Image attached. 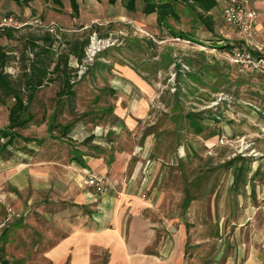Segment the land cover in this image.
I'll return each instance as SVG.
<instances>
[{
	"label": "crops",
	"instance_id": "obj_1",
	"mask_svg": "<svg viewBox=\"0 0 264 264\" xmlns=\"http://www.w3.org/2000/svg\"><path fill=\"white\" fill-rule=\"evenodd\" d=\"M255 4L264 9V0ZM118 69L119 77L100 78L110 85L103 96L112 94L98 108L104 124L66 130L75 141L70 157L16 165L6 158L0 201L18 217L0 249L3 262L264 264V86L240 113L231 101L214 113L182 108L180 117L159 120L160 113L144 128L163 93L134 70ZM85 170L113 188L95 193ZM175 195L184 196L177 218L170 216Z\"/></svg>",
	"mask_w": 264,
	"mask_h": 264
},
{
	"label": "rangeland",
	"instance_id": "obj_2",
	"mask_svg": "<svg viewBox=\"0 0 264 264\" xmlns=\"http://www.w3.org/2000/svg\"><path fill=\"white\" fill-rule=\"evenodd\" d=\"M22 1L19 4L0 0V28L5 18H13V24L5 26L13 30V37H1L0 47L8 57L5 74L27 102L25 117L31 121L25 128L15 130L16 136L8 151L3 152L2 148L8 140L0 139V193L7 157L14 165L30 162L35 157L50 160L59 153L68 158L75 141L69 137L66 126L73 129L81 124H104L105 115L101 116L98 108L107 107L112 94L103 96L101 89H109L110 85H105L100 78L105 81L109 76L119 77L122 73L118 67L134 70L163 93L157 99L159 104L152 106L150 115L141 120L144 128L160 113L163 115L159 120L171 114H175V119L180 117L177 113L182 108L186 114H194L192 110L212 107L214 113L216 108L228 110L229 101L240 113L243 101L258 102L256 93L258 87L264 86V74H253L234 65L230 52L221 48L228 44L240 45L264 55V9L257 7V0H247L248 8L257 15L251 35L224 23L223 9L228 0H218V7L211 12L215 21L213 33L208 32L192 12L179 7L180 20H169L168 24L177 33H187L191 40L177 38L160 27L155 14L143 15L141 0L137 1L138 10L134 13L123 6L124 0H118L115 6L108 0H79L76 17L69 0H62L63 12L58 11L52 0ZM86 40L89 44L80 61L81 46L76 44ZM36 68L45 70L47 77L41 87L32 90L27 84L36 74ZM68 78L76 94L72 98L59 95ZM98 92L102 93L96 98ZM14 103L13 93L0 88L2 131L9 125ZM229 123L233 125L232 121ZM186 128L187 137L192 138L188 121ZM147 130L146 133H151ZM156 134L158 139L162 138L161 133ZM173 176L176 182V175ZM173 200L177 211H170V216L177 218L178 213H183L184 196L175 195ZM17 217L18 214L0 201V249L10 238ZM156 230L160 238V232H166L162 227ZM2 257L0 254V264H3Z\"/></svg>",
	"mask_w": 264,
	"mask_h": 264
},
{
	"label": "trees",
	"instance_id": "obj_3",
	"mask_svg": "<svg viewBox=\"0 0 264 264\" xmlns=\"http://www.w3.org/2000/svg\"><path fill=\"white\" fill-rule=\"evenodd\" d=\"M19 4H21L22 0H13ZM70 6L73 11V15L75 17L79 15V0H69ZM137 1L138 0H124L123 6L129 12H136L137 8ZM111 6H115L118 3V0H108ZM142 7L141 13L145 16H151L153 14L156 15L157 23L160 27L168 29L170 32L175 35V37H180L184 40H191L189 35L184 32H175L170 25L168 24L169 20L179 21L180 14H179V7H182L190 12H192L196 18L199 20L201 25L208 31L213 33L215 27V21L211 14V12L218 7L217 0H141ZM52 3L57 7L59 12L64 11V4L62 0H52ZM7 36L9 38L13 37V30L10 28H0V38L3 36ZM89 44V40H86L84 43L76 45L81 46V54L79 55V60L85 57V48ZM240 45H231L228 44L226 46L221 47L223 50L230 52L233 48L239 47ZM219 48V47H218ZM255 56H259V54L255 51H252ZM8 62V57L0 47V88L4 91H10L13 93V99L15 101L14 105L10 109L9 113V125L6 130H0V139L3 137L7 139V143L3 145V152L8 151V147L12 145V141H14L15 136L14 133L16 129L25 128L28 123L31 121L28 117H25L28 114L27 102L20 96V93L17 89L13 88L12 81L10 77L5 74V67ZM36 74L33 75L29 79L28 87L34 90L37 87H41L43 85V80L47 77V72L42 69H35ZM60 96L69 97L73 96L71 82L68 79L64 80L63 89L59 92ZM65 129H68L66 126ZM3 264H7L5 261Z\"/></svg>",
	"mask_w": 264,
	"mask_h": 264
},
{
	"label": "built area",
	"instance_id": "obj_4",
	"mask_svg": "<svg viewBox=\"0 0 264 264\" xmlns=\"http://www.w3.org/2000/svg\"><path fill=\"white\" fill-rule=\"evenodd\" d=\"M223 19L227 26L238 29L243 34L251 35L254 32L257 15L248 8L247 0H228L227 5L223 9ZM12 24L13 18L8 17L3 20L1 27L11 26ZM258 54L259 56H255L251 49L240 46L230 51L234 65L264 74V55ZM220 143H224L223 138ZM84 184L97 194L107 193L113 188V183L109 178L86 170L84 171Z\"/></svg>",
	"mask_w": 264,
	"mask_h": 264
}]
</instances>
